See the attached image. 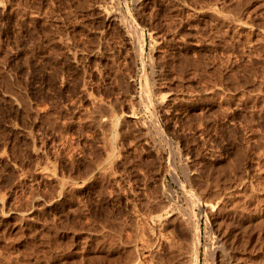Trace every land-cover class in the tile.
I'll use <instances>...</instances> for the list:
<instances>
[{"label":"rangeland","instance_id":"374dc122","mask_svg":"<svg viewBox=\"0 0 264 264\" xmlns=\"http://www.w3.org/2000/svg\"><path fill=\"white\" fill-rule=\"evenodd\" d=\"M196 221L264 264V0H0V264H193Z\"/></svg>","mask_w":264,"mask_h":264},{"label":"bare ground","instance_id":"6f19581e","mask_svg":"<svg viewBox=\"0 0 264 264\" xmlns=\"http://www.w3.org/2000/svg\"><path fill=\"white\" fill-rule=\"evenodd\" d=\"M128 20V19H127ZM131 26V24H129L128 23V26ZM132 28H133V26H131ZM131 27H129V28H131ZM131 28V29H132ZM134 29V31L136 32V34L139 36H141V38L143 39L144 37H143V35H142V33L137 29V28H133ZM133 29L130 31L131 33H133ZM139 36V37H140ZM143 41V40H142ZM138 43V42H137ZM143 45L141 46V48L139 49V51H140V56H141V52H143ZM138 51V52H139ZM137 52V53H138ZM139 55V54H138ZM144 124V123H143ZM154 125V124H153ZM150 128H152L153 129V127H150ZM147 129H149V127L147 128ZM156 131V133H157V135L160 137V139L161 140H164V142H165V132H164V129L160 126V125H158V124H156L155 123V128H154ZM151 130V129H150ZM151 133V132H150ZM155 133V134H156ZM148 135V134H147ZM150 135V134H149ZM152 135V134H151ZM166 138H168V137H166ZM166 141H167V139H166ZM169 142V140L167 141V143ZM166 143V142H165ZM169 148V147H168ZM173 178V177H172ZM177 181V180H176ZM175 181V182H176ZM177 183V182H176ZM181 183V182H180ZM178 184H179V182H178ZM177 184V185H178ZM184 184V183H183ZM182 183H181V187H182V189L184 190V188H185V185H183ZM179 187H180V185H179ZM186 191V190H185ZM191 199V198H190ZM188 201L190 202V205H193V203H192V201H190L189 199H188ZM192 203V204H191ZM192 210V209H191ZM172 211V210H171ZM168 212V211H167ZM188 214V213H187ZM168 215H170V214H168ZM189 215H191V213L189 214ZM159 216V215H158ZM194 216L195 215H193V218H194ZM160 217H163V216H159V220L158 221H161V219H160ZM167 219V216H165L164 217V219ZM193 218H192V220H193ZM164 219H162V221L164 220ZM172 219V218H171ZM192 220H187L188 221V223H190L191 224V221ZM161 221V222H162ZM173 221V220H172ZM163 223V222H162ZM164 225V224H163ZM187 226H189L188 224H187ZM192 230V233H193V245H192V248L188 251V258L190 257L192 260L194 259V263L193 264H198V255H199V248H200V246H201V232H200V227H199V224L197 223V221H196V223H194L193 225H192V228L190 227H187V230ZM245 233V232H244ZM222 236V235H221ZM218 240H219V238H218ZM225 240L223 239V241H222V239H220V241H219V244L218 245H216L217 247H216V249L214 250L215 251V254H216V256L217 257H220V258H223L224 256L226 257V254L227 255H229L228 253H225L227 250L225 249V247L223 246V242H224ZM232 242H234V241H232ZM165 244V243H164ZM191 247V246H190ZM187 251H186V253H187ZM120 255V254H119ZM186 255V258H187V254H185ZM223 256V257H222ZM231 258H232V256H231ZM120 259V258H119ZM227 259H228V257H227ZM230 259V258H229ZM136 260V259H135ZM191 260V261H192ZM226 260V259H225ZM188 261H190V259L188 260ZM121 262V261H120ZM123 262V261H122ZM189 264H191V262H189ZM215 264V263H214Z\"/></svg>","mask_w":264,"mask_h":264}]
</instances>
